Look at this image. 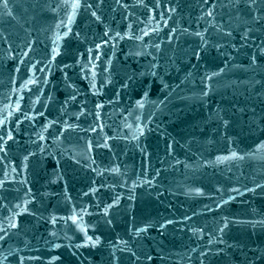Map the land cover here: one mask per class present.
Instances as JSON below:
<instances>
[{
	"label": "water",
	"instance_id": "1",
	"mask_svg": "<svg viewBox=\"0 0 264 264\" xmlns=\"http://www.w3.org/2000/svg\"><path fill=\"white\" fill-rule=\"evenodd\" d=\"M0 229V264H264V0L0 2Z\"/></svg>",
	"mask_w": 264,
	"mask_h": 264
},
{
	"label": "snow or ice",
	"instance_id": "2",
	"mask_svg": "<svg viewBox=\"0 0 264 264\" xmlns=\"http://www.w3.org/2000/svg\"><path fill=\"white\" fill-rule=\"evenodd\" d=\"M0 2H3L4 3V6L7 7V0H0ZM78 6L77 4H73V7H76ZM93 15H95V13H93ZM209 15H211V13H209ZM197 35H199V33H197ZM99 47V45L97 46ZM9 137H10V134H9ZM71 219H73L75 221L76 217L73 216ZM16 225L13 223L10 225V227H15ZM139 231V229L137 230ZM0 232H4L5 235H7V232L4 230V229H0ZM3 237H0V239H2ZM89 240H91L92 238L91 237H88ZM93 243H96V241H93Z\"/></svg>",
	"mask_w": 264,
	"mask_h": 264
}]
</instances>
